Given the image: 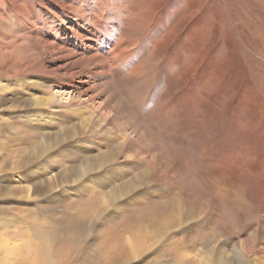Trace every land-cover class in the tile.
<instances>
[{
  "label": "rangeland",
  "instance_id": "374dc122",
  "mask_svg": "<svg viewBox=\"0 0 264 264\" xmlns=\"http://www.w3.org/2000/svg\"><path fill=\"white\" fill-rule=\"evenodd\" d=\"M60 1L0 0V264H264V0Z\"/></svg>",
  "mask_w": 264,
  "mask_h": 264
},
{
  "label": "bare ground",
  "instance_id": "6f19581e",
  "mask_svg": "<svg viewBox=\"0 0 264 264\" xmlns=\"http://www.w3.org/2000/svg\"><path fill=\"white\" fill-rule=\"evenodd\" d=\"M64 1V0H63ZM45 2V1H44ZM41 3V2H40ZM111 4V6L107 5V4ZM47 6H49L52 10H54L55 14L57 16H60L58 13H61L62 16H65L67 18H75V16H80L81 14H77L76 12V9L74 10L73 9V6L72 4L70 3H66V2H61L60 0H47ZM44 5V4H43ZM89 6V9H91V11H93L94 13H98L99 12H103L102 16H107L106 12H108L109 10H114L115 8H113L112 6V1L110 0H92L91 3L87 4ZM46 7V6H44ZM110 11V12H111ZM37 11H34V12H31V15L28 16V20L30 21L31 24H34L36 23V21H38L39 19V16L40 15H37L38 13H35ZM93 12H90V13H93ZM30 14V13H29ZM73 14V15H72ZM110 15V14H109ZM101 16V17H102ZM86 22V20H85ZM96 29L99 31V34L101 36L97 37L99 41H101V43H105V38L103 35L107 34L108 32V29H107V26L105 25H102L100 23H97L96 25ZM102 28V29H101ZM105 33V34H104ZM109 35V34H108ZM126 42V41H125ZM116 45V44H115ZM129 45V44H128ZM118 46V45H117ZM125 49V48H124ZM123 49V50H124ZM99 56V55H98ZM103 68V67H102ZM122 80V79H121ZM139 85V84H138ZM102 114V113H101ZM238 206V205H237ZM243 206V205H242ZM264 229V228H263ZM138 244V243H137ZM136 251V250H135ZM264 256V255H263Z\"/></svg>",
  "mask_w": 264,
  "mask_h": 264
}]
</instances>
